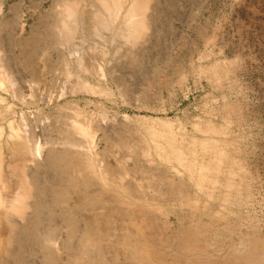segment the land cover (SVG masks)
<instances>
[{
	"label": "rangeland",
	"instance_id": "obj_1",
	"mask_svg": "<svg viewBox=\"0 0 264 264\" xmlns=\"http://www.w3.org/2000/svg\"><path fill=\"white\" fill-rule=\"evenodd\" d=\"M158 1L151 4V27L146 42L136 48L134 62L123 51L115 57L117 62L108 57L104 66L107 76L98 81L111 90V95L79 92L68 96L67 101L57 102L54 99L64 87V78L58 74L61 65L56 61L66 51L55 47L47 37L48 26L55 19L50 17L54 0H0V58H4L18 85L25 81L22 62L36 50L37 42L45 41L48 50L40 64L46 70L53 69L42 76H26L37 85H33L30 96L25 93L24 103L13 98L10 85L0 79V96L5 98L0 100V129L4 128L0 146L8 149L14 135L9 122L17 128L21 111H36L37 124L50 116L51 126H41L39 130L43 138L59 135V116L85 123L92 115L95 119L91 128L96 130L102 126L99 117L104 111L109 115L127 113L162 119L168 122L176 143L183 147L186 167L191 166L194 171L199 166L212 170L215 147L220 145L226 154V162L214 174L213 190L198 189L193 179H185L188 192L181 198L166 193L164 186L156 188L161 190V198L152 200L151 210L156 231L164 241V255L176 260L181 257L176 249H181L180 234L188 228L200 242L207 243L213 254L228 249L230 244L236 246L238 240L247 238L245 235L249 238V234L260 237L264 244V0H160L161 10ZM95 41L100 42L98 38ZM118 44L109 46L111 53ZM82 77L71 78L65 87ZM64 103L70 104L61 110ZM71 107L76 111L68 112ZM120 119L118 116L122 135L114 132L110 124L103 129L110 135V143L100 139L101 131L96 132L97 150H107L130 170L132 164L127 154L138 155L145 150L147 135L143 125L150 123ZM229 172L234 187L227 194ZM16 175H10L9 181L18 182ZM151 189L148 187L145 192L149 200L155 191Z\"/></svg>",
	"mask_w": 264,
	"mask_h": 264
},
{
	"label": "bare ground",
	"instance_id": "obj_2",
	"mask_svg": "<svg viewBox=\"0 0 264 264\" xmlns=\"http://www.w3.org/2000/svg\"><path fill=\"white\" fill-rule=\"evenodd\" d=\"M153 1L155 3V0H54L50 17L55 19L48 26L47 37L55 47L66 51L56 61L61 65L58 74L64 78V87L55 101L79 92L111 95V90L98 81L107 76L104 66L109 60L116 61L120 51L134 62L136 48L146 42L151 27L149 15ZM159 4L160 0L158 9L161 10ZM108 32H112L108 35L110 39H107ZM97 38L100 42L95 41ZM116 43L119 46L111 53L109 46ZM35 46L36 50L21 61L25 81L20 85L5 66L4 58H0V79L10 85L12 97L21 103L26 101V92L29 96L32 94L36 83L26 76H42L43 72L53 71L40 64L41 57L48 52L46 42H37ZM78 76L83 77L65 87L67 81ZM0 100L5 98L0 96ZM69 104H62L61 110ZM70 110L74 108L68 112ZM20 113L17 128L9 122L14 135L8 149L0 146V264H264V244L258 236L245 235L247 238H239L236 246L230 244L228 249L216 250L213 254L207 243L200 242L189 228L180 234L181 249L176 251L181 257L176 260L164 255V241L156 231L151 210L152 200L161 195V190L156 188L164 186L166 193L181 198L188 192L185 179H193L198 189L213 190L214 174L226 162L220 145L213 151L215 167L210 170L199 166L194 171L191 166H185L183 147L176 143L168 122L127 113L109 115L104 111L99 117L102 126L98 130L102 133L100 139L107 144L111 142L110 135L103 130L107 125H112L114 132L122 135L118 116L124 122L150 123L143 125L147 135L145 150L138 155L127 154L132 164L128 170L115 155L105 149L97 150L98 130L91 128L95 119L92 115L85 123L78 118L59 116V135L43 138L39 130L51 126L50 116L37 124L36 111ZM3 132L2 127L0 134ZM13 174H17L18 182L9 181ZM231 175L229 172L225 185L227 194L234 187ZM148 187L155 190L149 195L151 200L145 194Z\"/></svg>",
	"mask_w": 264,
	"mask_h": 264
}]
</instances>
